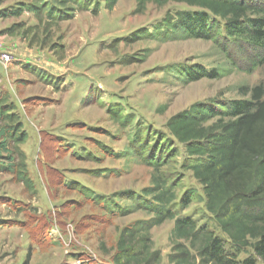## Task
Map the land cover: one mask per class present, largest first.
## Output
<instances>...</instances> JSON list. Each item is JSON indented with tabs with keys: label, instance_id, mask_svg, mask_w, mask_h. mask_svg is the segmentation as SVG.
Here are the masks:
<instances>
[{
	"label": "rangeland",
	"instance_id": "obj_1",
	"mask_svg": "<svg viewBox=\"0 0 264 264\" xmlns=\"http://www.w3.org/2000/svg\"><path fill=\"white\" fill-rule=\"evenodd\" d=\"M31 2L0 0L6 14L0 57H13L6 67L0 63V91L9 93L27 134L20 148L36 187L31 196L0 172V264H112L120 229L152 216L141 207L152 202L142 190L152 186L153 167L137 155L145 136L148 152L154 147L157 155L162 145L165 163L157 174L175 192L169 207L176 218L211 229L236 264L255 257L251 247H233L206 211L203 186L184 167L195 158L166 127L194 104L219 108L250 98L255 86L264 89V64L251 68L254 48L242 39L221 46L201 38L138 37L168 14L199 9L173 0L147 2L143 11L137 0H118L111 9L105 0H79L68 4L74 9L69 18L48 28L41 23L35 37L5 32L14 24H38L33 12L8 15ZM194 66L220 75L188 81L185 72ZM115 112L128 119L119 123ZM137 132L139 144H132ZM86 191L110 198L109 204L90 201ZM183 197L191 198L187 207ZM173 224L168 219L150 230L160 264H172Z\"/></svg>",
	"mask_w": 264,
	"mask_h": 264
},
{
	"label": "trees",
	"instance_id": "obj_2",
	"mask_svg": "<svg viewBox=\"0 0 264 264\" xmlns=\"http://www.w3.org/2000/svg\"><path fill=\"white\" fill-rule=\"evenodd\" d=\"M78 1L32 0L8 15L33 12L38 24L27 27L14 24L5 32L24 36L33 31L35 37L41 23L48 28L56 25L58 20L69 18L72 12L68 11L74 9L68 4ZM117 1L105 0V7L111 9ZM150 1L163 5L170 0H137V11H143ZM173 1L199 9L168 14L155 25L153 32L138 34V37L149 36L159 42L201 38L221 46L242 39L255 51L251 68L264 64V0ZM80 3L83 9L86 5ZM3 15L6 14L0 12V18ZM219 75L216 68L206 71L199 66L185 72L188 81ZM250 91V98L224 101L219 108L194 104L189 110L172 115L166 127L173 137L185 144L187 155L195 158L184 167L202 184L206 211L213 216L233 247L252 248L255 257L249 256L241 264H256L257 258L264 264V89L258 85ZM127 119L121 113L115 115L119 123ZM26 139L27 134L15 104L10 102L8 92L0 91V159H3L0 172L10 174L29 195L34 196L36 187L29 175L25 154L20 148ZM144 139L137 155L153 167L152 186L142 190L143 195H152V202L141 207L152 216L147 220H135L120 229L112 248L111 263L160 264L161 253L153 249L150 230L168 219H174L172 247L168 256L170 263L236 264L234 254L226 253L223 242L211 229L198 227L195 220L188 216L176 218L169 207L176 199L175 192L157 174L165 163L162 145L158 147V154L154 155V147L149 152L147 149L148 136ZM135 143L139 144V132L132 141V144ZM79 190L85 193L83 188ZM86 196L90 201L110 202V198L92 192L86 191ZM190 199L183 197L182 206L187 207Z\"/></svg>",
	"mask_w": 264,
	"mask_h": 264
},
{
	"label": "built area",
	"instance_id": "obj_3",
	"mask_svg": "<svg viewBox=\"0 0 264 264\" xmlns=\"http://www.w3.org/2000/svg\"><path fill=\"white\" fill-rule=\"evenodd\" d=\"M13 61V57L8 52H3L0 57V63L6 67L8 64H10Z\"/></svg>",
	"mask_w": 264,
	"mask_h": 264
},
{
	"label": "crops",
	"instance_id": "obj_4",
	"mask_svg": "<svg viewBox=\"0 0 264 264\" xmlns=\"http://www.w3.org/2000/svg\"><path fill=\"white\" fill-rule=\"evenodd\" d=\"M0 43H1V41H0Z\"/></svg>",
	"mask_w": 264,
	"mask_h": 264
}]
</instances>
